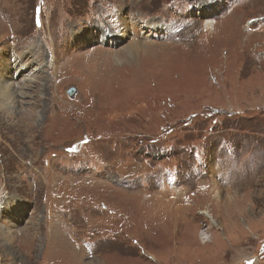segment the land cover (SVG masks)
I'll return each mask as SVG.
<instances>
[{"label": "rangeland", "instance_id": "374dc122", "mask_svg": "<svg viewBox=\"0 0 264 264\" xmlns=\"http://www.w3.org/2000/svg\"><path fill=\"white\" fill-rule=\"evenodd\" d=\"M22 64L0 264H264V0H0Z\"/></svg>", "mask_w": 264, "mask_h": 264}, {"label": "bare ground", "instance_id": "6f19581e", "mask_svg": "<svg viewBox=\"0 0 264 264\" xmlns=\"http://www.w3.org/2000/svg\"><path fill=\"white\" fill-rule=\"evenodd\" d=\"M211 26H213L212 25V23H210V21L209 22H207V24H205V27H211ZM132 27V26H131ZM134 28V27H133ZM80 32V31H79ZM120 35H115V36H123V37H125V36H127V34H128V29L126 28V27H121V29H120ZM130 32V31H129ZM103 33V36L105 37L106 35H107V33L108 32H106V31H103L102 32ZM96 38V40H98V37L97 36H95V35H92L91 37H90V40H92L93 38ZM99 41V40H98ZM80 43V42H79ZM139 48V44H138V42L137 41H134V40H130L123 48H122V52L121 51H117V52H109L108 51V56H110V57H113V58H116V56L118 57L119 56V58L121 57V58H123V56H130V57H132L133 56V54L137 51V49ZM28 54L30 55V57H32L33 58V60H35V61H37V59L35 58V56L38 54V53H35V52H33V51H29L28 52ZM112 55V56H111ZM26 56V55H25ZM107 56V57H108ZM39 57V56H38ZM41 58V57H40ZM118 58V59H119ZM105 61V60H104ZM19 62H20V60H19ZM38 62V61H37ZM21 63V62H20ZM13 65H19V63H17L16 61H14V63H13ZM24 64H22V65H20L19 66V68L17 67V69L16 70H14V71H11V69H10V71H6V67L4 66V68L5 69H2L3 70V73H1V79H0V107H1V109H4L3 110V112H6V113H8V114H10L9 115V118H11L12 119V116L14 115V113L13 112H9V109L8 108H4L3 106L4 105H7V106H14V104L18 101V93H20V95H23V96H25V95H29L30 93V91H28V88L29 87H31V85L30 84H28V82H31V79H33V77H34V75H32V76H30V78H27L25 75H23V74H21L20 76H21V80H26V81H28L26 84H24V85H22L21 87L19 86H16L15 85V82H14V80H13V78H14V76L16 75V74H19V71H21L22 70V67H24L23 66ZM11 66V65H10ZM10 66H8L7 68H10ZM36 67H39V64L36 66ZM101 68V67H100ZM21 69V70H20ZM35 69V68H34ZM33 69V70H34ZM38 69V68H37ZM38 71H40V70H38ZM6 73L7 74H9V76L10 77H8L7 79H6ZM34 73V72H33ZM41 73V72H40ZM25 77V78H24ZM15 79V78H14ZM17 84V83H16ZM38 84V83H37ZM42 85V83H40L39 82V84H38V87H40ZM25 87V88H24ZM30 96V95H29ZM20 100V99H19ZM36 105V104H35ZM8 109V110H7ZM31 114V113H30ZM28 117V116H27ZM16 119V118H15ZM29 119L30 118H25L24 117V124H26L27 125V127L29 126ZM23 124V125H24ZM23 125H22V127H23ZM25 125V126H26ZM25 129V128H24ZM24 129H23V131H24ZM29 129V128H28ZM26 131V130H25ZM28 131V130H27ZM6 237V236H5Z\"/></svg>", "mask_w": 264, "mask_h": 264}, {"label": "water", "instance_id": "95a60500", "mask_svg": "<svg viewBox=\"0 0 264 264\" xmlns=\"http://www.w3.org/2000/svg\"><path fill=\"white\" fill-rule=\"evenodd\" d=\"M73 91H74V88L73 87H70L69 90H68V94L69 95H72L73 94Z\"/></svg>", "mask_w": 264, "mask_h": 264}]
</instances>
